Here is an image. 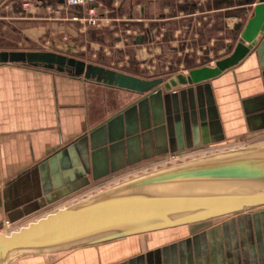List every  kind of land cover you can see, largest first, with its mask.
Masks as SVG:
<instances>
[{"label": "crops", "instance_id": "1", "mask_svg": "<svg viewBox=\"0 0 264 264\" xmlns=\"http://www.w3.org/2000/svg\"><path fill=\"white\" fill-rule=\"evenodd\" d=\"M64 1L0 0V50L52 51L168 80L228 55L257 2L249 8L243 0H95L101 20L90 26L70 19L85 7L55 15ZM168 93L177 94L168 105L163 98L160 106L148 102L143 129L138 108L127 109L139 98L130 91L0 63V229L26 225L173 153L172 140L179 153L264 135V33L231 68ZM118 115L121 142L109 148L107 128L96 129ZM10 264H264V208Z\"/></svg>", "mask_w": 264, "mask_h": 264}, {"label": "water", "instance_id": "2", "mask_svg": "<svg viewBox=\"0 0 264 264\" xmlns=\"http://www.w3.org/2000/svg\"><path fill=\"white\" fill-rule=\"evenodd\" d=\"M254 2L239 39L236 34L232 37L236 43L229 45L228 55L216 59L213 66L191 68L186 75L177 74L168 80L145 79L52 51L0 50V63L56 69L130 91L139 98L127 109L138 108L141 127L145 129L148 123L143 116L148 102L151 107L160 106L163 98L168 105L177 95L168 93L171 88L198 86L237 64L258 45L264 33V0H243L241 4L250 8ZM241 10L246 13L248 8ZM240 26L241 23L235 25L237 31ZM120 116L96 129L103 132L107 128L109 148L122 138L116 133ZM163 128L161 125L154 131ZM258 208H264V140L135 174L8 234L0 233V264H10L23 255L65 253L134 236L208 224Z\"/></svg>", "mask_w": 264, "mask_h": 264}, {"label": "rangeland", "instance_id": "3", "mask_svg": "<svg viewBox=\"0 0 264 264\" xmlns=\"http://www.w3.org/2000/svg\"><path fill=\"white\" fill-rule=\"evenodd\" d=\"M263 140H264V135L257 136V137H254V138H250L248 141H245L244 144L237 143V142L236 143L235 142L230 143V141H229L226 144L219 143L217 146L197 149L196 151H193V152L186 151V152H179V153H171V154H168V155L164 156L163 158L158 159L157 161H154V162H152V163H150L148 165H142V166H140V167H138L136 169L125 171V172L121 173L118 176H115V177H113L111 179H108V180L102 182L100 185L92 186L90 189H88L87 193L84 196L92 194L95 191H98L99 189L105 188L108 185H112V184H114V183H116L118 181H122L123 179L130 178V177L134 176L135 174L143 173L144 171L152 170L154 168H158V167H161V166H164V165H168V164H173V163H176L178 161L191 159V158L198 157V156H201V155H205V154H208V153H211V152H215V151H218V150L228 149V148H232V147H238V146H242V145H248V144H252V143L263 141ZM171 150H172V152H174V150H175V146L173 144V140H172ZM6 226H8V225H6ZM16 226H18V225H12L10 227H1L0 231H2V232H0V233H4V232L8 233V232H10V230H16L15 229V228H17Z\"/></svg>", "mask_w": 264, "mask_h": 264}, {"label": "built area", "instance_id": "4", "mask_svg": "<svg viewBox=\"0 0 264 264\" xmlns=\"http://www.w3.org/2000/svg\"><path fill=\"white\" fill-rule=\"evenodd\" d=\"M95 0H65L64 5L58 6L53 9L52 12L55 15H61L64 9H69L74 6H81L86 8V13L83 15H72L70 19L79 21L82 25L97 26L100 23L101 16L94 7ZM24 7L28 6V2L25 1L22 4Z\"/></svg>", "mask_w": 264, "mask_h": 264}, {"label": "bare ground", "instance_id": "5", "mask_svg": "<svg viewBox=\"0 0 264 264\" xmlns=\"http://www.w3.org/2000/svg\"><path fill=\"white\" fill-rule=\"evenodd\" d=\"M238 147H239V146H238ZM223 150H224V149H223ZM218 151H220V150H218ZM60 208H61V207H60ZM31 222H32V221H31ZM29 223H30V222H29ZM27 224H28V223H27ZM27 224H26V225H27ZM23 226H25V225H23ZM23 226H21V227H23ZM21 227H19V228H21ZM19 228H18V229H19ZM16 230H17V229H16ZM11 231H14V230H10V232H11ZM0 232H2V231H0ZM8 233H9V232H8ZM8 233H6V234H8ZM2 234H5V233H2Z\"/></svg>", "mask_w": 264, "mask_h": 264}, {"label": "flooded vegetation", "instance_id": "6", "mask_svg": "<svg viewBox=\"0 0 264 264\" xmlns=\"http://www.w3.org/2000/svg\"><path fill=\"white\" fill-rule=\"evenodd\" d=\"M174 153V152H173Z\"/></svg>", "mask_w": 264, "mask_h": 264}]
</instances>
